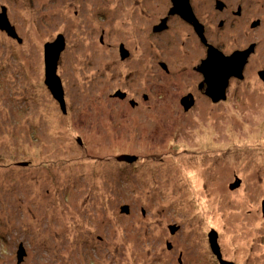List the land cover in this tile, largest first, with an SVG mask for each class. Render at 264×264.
<instances>
[{
    "label": "rangeland",
    "instance_id": "1",
    "mask_svg": "<svg viewBox=\"0 0 264 264\" xmlns=\"http://www.w3.org/2000/svg\"><path fill=\"white\" fill-rule=\"evenodd\" d=\"M168 3L0 0L21 39L0 30V264H264V84L254 76L264 68V18L248 34L236 18L216 37L225 14L212 24L205 13L222 50L231 33L258 42L245 80L211 104L197 90L205 49L194 33H152ZM249 5L253 20L264 17V0ZM124 7L140 19L127 21ZM58 35L65 112L44 83V45ZM189 89L196 104L185 110L176 100ZM191 163H200L191 167L199 186L186 177ZM236 213L250 219L244 246L225 238L241 223Z\"/></svg>",
    "mask_w": 264,
    "mask_h": 264
},
{
    "label": "flooded vegetation",
    "instance_id": "2",
    "mask_svg": "<svg viewBox=\"0 0 264 264\" xmlns=\"http://www.w3.org/2000/svg\"><path fill=\"white\" fill-rule=\"evenodd\" d=\"M139 2L140 0H137V4H139ZM250 2L251 0H169L168 5H166L163 9L164 11L163 15L159 16L157 19L153 20V22L151 23L152 33L154 35L160 36L168 32L174 25H178V26L184 25L185 32H184L183 37H190L191 35L190 30H191L192 34L194 33V37H195L194 39L199 42L202 48L205 49V57L200 59L199 64L201 63L202 60L206 58L207 49H208L207 45L209 44L214 46L215 48L220 50L224 55H227V56L233 53L245 51L253 46L254 49L249 54L247 58V63L245 64L243 68V78L239 79L237 77H230L229 83H228V87H229L231 80L232 81L236 80L237 83H240L245 80L246 77L244 76V71L248 65V62L250 61L249 58L255 55L257 51V47H258L257 41H252L249 43L247 39L244 37V35L248 34L251 30L257 29V27L262 22V18H264V17H257V19L255 20L251 18L252 13H251V9H249ZM145 7H141L140 11H143ZM130 13H132L134 16L132 17ZM205 13L215 14L214 17L212 18H211V15L207 16V17H210L211 23L216 19L217 14H225L224 17L218 18V28L219 29L217 32L214 33L216 37L217 36L220 37L222 28H224L227 24L233 25V23L236 21V18H238L243 25H245L244 23H246L250 25V27L248 28L247 32L243 35L239 33L238 34L231 33L229 51H226V49L224 51L221 48L222 44L216 41H215L216 44L209 41L207 32H208V28H212V27H211V24H209V22L206 20ZM262 14H264L263 11H262ZM121 15L127 21H130V22H135L133 18L140 19V15H137L134 12L128 10L127 7H124ZM202 36L204 40L202 39ZM241 40H244L245 42H241ZM100 41H102V37L100 38ZM239 42H240V45H238ZM120 46H123L122 48L123 50L120 49ZM119 53H120V58L123 60H127L130 57V52L127 50V48L124 46L123 43H119ZM199 64H197L193 68L195 72L198 74V76L200 77V81L197 84L198 94L200 96L202 95L208 98L211 104H218V102H221V100L216 101V102L213 101L214 96L208 94L207 92L208 83L205 79V76L201 71L197 70V67L199 66ZM160 66H162L164 70H167V67H165V65L160 64ZM262 67L263 66H260L256 68V71H254V76L258 79L257 81L260 84L261 83L264 84V74H260L261 71H264V68ZM228 87L226 89V93L228 91ZM192 90L193 89H191L190 91L189 89L185 91L186 93L181 94V96L177 95L178 98L180 99L179 100L178 98H176L178 99L176 100L177 104H179L181 107H184L185 105H189L188 110L192 109L194 105L196 104L195 94L193 93ZM113 97H117L122 100L126 98V97L121 98L116 95H113ZM170 104H173V103L170 102ZM132 106H136L135 102L134 103L132 102ZM120 158L119 160H121L122 162L125 161L126 163L127 162L132 163L131 161L135 160L136 156L129 155V154H122ZM177 230L175 232H177ZM124 241L126 242L125 239ZM130 242L132 243L133 241L130 240ZM216 243H217V240H216ZM132 246H134V243H132ZM216 247H217L216 253L218 252L217 257H218V260H220L222 259L220 247L218 244ZM169 249H171L170 246H169ZM181 263L182 262L180 261V264ZM218 263L222 264L221 261H219Z\"/></svg>",
    "mask_w": 264,
    "mask_h": 264
},
{
    "label": "water",
    "instance_id": "3",
    "mask_svg": "<svg viewBox=\"0 0 264 264\" xmlns=\"http://www.w3.org/2000/svg\"><path fill=\"white\" fill-rule=\"evenodd\" d=\"M0 30L5 31L9 36L17 38L20 42L21 39L18 37L15 31V27L11 25L7 18L6 9L3 7L0 13ZM202 39L204 40L203 36ZM64 37L58 35L56 40L53 42H47L44 45V83L50 91L52 97L60 104L63 112H65V100L64 91L61 85V80L57 75V63L60 52L64 48ZM206 58L201 61L197 67L198 71H201L208 83L207 92L214 96L213 101L224 100L226 98V89L228 87L229 78L237 77L243 78V68L247 63V58L253 50V46L249 49L231 55H224L220 50L212 45H207ZM123 46H120L122 49ZM260 74H264L261 71ZM121 98L125 97L124 93L117 92L115 94ZM185 110L188 109L189 105L184 106ZM239 182L235 183L232 187L238 186ZM122 212H128V206H122ZM214 251L216 252L217 244L214 242ZM25 255V250L22 245H19L17 250V259L20 262ZM222 264H231L230 262L222 261ZM233 264V263H232Z\"/></svg>",
    "mask_w": 264,
    "mask_h": 264
},
{
    "label": "bare ground",
    "instance_id": "4",
    "mask_svg": "<svg viewBox=\"0 0 264 264\" xmlns=\"http://www.w3.org/2000/svg\"><path fill=\"white\" fill-rule=\"evenodd\" d=\"M261 123H263V122H261ZM255 131H256V129H254L253 131H251L252 134H254ZM204 133H206V131H204ZM254 137H255V135H250L248 138L249 139H252ZM206 140H210V137H208ZM212 148H215V146H210V149H212ZM192 166L193 167H196L197 166V167H199L201 169L200 163H193V164L191 163V164H188V167L186 168V174H187L186 177L192 183L193 186H199V185H201V179H202L201 172L199 171V173L197 174V172H194L193 169H191ZM214 196L216 197L217 194H215ZM201 199H205V198L203 196H201ZM213 199H215V198H213ZM233 208H234V206H231V209H233ZM236 214L238 215V213H236ZM242 218L243 217H240L239 216L238 221L241 219V223H239L237 221L238 222L237 224L235 222V224H233V227L231 226L232 228H229L228 229V232H227V235H226L225 238H226V240H228V243H229V241H231V243H230L231 246H233L236 243H240V244H242L244 246L246 244V242H249L251 240L250 239V236L248 234L249 232L248 233H245L243 231H240L241 228L247 227L250 224V219H247V220L243 221ZM220 226H221V224H220ZM126 242H129V241H126ZM129 247H130V250L132 252H134V250L132 248V243L131 242H129ZM262 252L263 253L261 255V258L264 259V247H263Z\"/></svg>",
    "mask_w": 264,
    "mask_h": 264
}]
</instances>
